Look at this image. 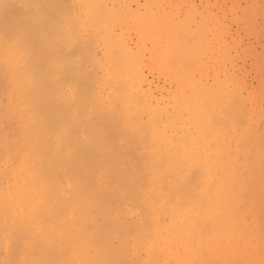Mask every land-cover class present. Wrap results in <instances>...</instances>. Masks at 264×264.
Returning <instances> with one entry per match:
<instances>
[{
	"label": "bare ground",
	"instance_id": "obj_1",
	"mask_svg": "<svg viewBox=\"0 0 264 264\" xmlns=\"http://www.w3.org/2000/svg\"><path fill=\"white\" fill-rule=\"evenodd\" d=\"M3 1H0V17L3 19V21L5 20V22H3L1 18L0 22L4 23L5 25H2L0 23V40L2 39L0 43L7 41L6 38H8V35L6 36L7 33L4 31L8 30L11 25L15 24V27L13 26V31H17L13 32L12 37L18 36V38H20L21 40L19 39L18 42L16 38V44H19L21 42L22 45H24H17L18 47L21 46L20 52L13 51L14 48L12 49V47L15 44V40H13L14 43H12V45L11 40L9 39V42H7L9 43V46H7V43L3 45L0 44L3 48L0 49V51L2 50L4 55H6L5 49L8 48L6 53L10 54V57L12 52H16L13 56L14 59L16 55L18 53L21 54V52L25 53L24 56L22 55L21 57H27L29 56L28 52H30V50L33 48L36 54L38 53L39 55H37L38 57L34 55L33 50L30 55L33 54V56H36L38 60L44 61L43 56H41L43 53L40 50H36L38 45L41 46L40 42H35V38H38V36L35 38L33 36L35 34L37 35L38 32H42V30H39V28L41 27V29H43V32L40 34L39 39L43 44V39L46 40L47 38V36L46 38L44 36L48 35L49 38V35L52 33L53 35L51 34L50 37L53 36V38H49L50 40L47 38V40L50 41L49 43L47 41V46L45 43L43 45H45L46 47L42 45L44 49L48 46L50 48L51 43H53L54 40L57 39V37H54V35L59 36L57 34H62L63 29L64 31H66V25H68L69 23L70 29H73V31H68V34L70 33L69 35L67 34V31L65 32L66 34L63 33L65 37H60L61 35L59 36L60 38H63L62 41L66 39L65 42L63 41L64 44L67 42L65 44L66 46L63 43L62 45L64 47H68V51L74 47L76 51H74V49H71L72 52H70L76 55L77 52L78 55L81 54L79 57L78 55H75L76 58L81 57L82 61L85 59L86 61L84 60V63L89 62L87 61L89 59L90 62L92 61L91 65H93V67H90V62L88 63L89 66L85 63L88 67L93 69L87 68L82 73L81 70L86 65L84 66V63L82 61H79L82 62L81 64L83 66L80 64L79 66L82 67V69L78 67L80 70H77L79 72L81 71V73L83 74L81 76L83 77V82H87V86L90 82L89 86L87 87L88 89H85V83L81 85L79 83L82 82L77 81L78 79L76 77L80 76V74L76 76L77 74L74 75L72 73L74 72V67L70 68V66L68 65L69 63L71 66L73 65L71 64V61L68 60L69 63L66 62V64L64 65V67L66 68L63 67V70L67 69V67L69 66V68L65 70V72L68 71V74L71 73V77H73L74 80L76 79L77 82L71 80L72 78L70 77L67 78L69 80L65 79L67 77V74H62L63 70L61 68L65 63V60L63 63H61L63 61L61 57H63V55L65 54V58H67V54L71 53L66 50L67 48L65 49L62 45V47L60 46L61 39L55 40L54 44L56 43L55 45L57 46L59 44V46L62 49L64 48V51L68 53L66 54L62 49L60 50L59 46L57 49V47L52 44V47L54 49L52 48L51 51L50 48L51 55L49 54L48 50H45L46 52H48L46 53L47 55H45V53L43 54L47 62L38 61L37 63L34 61V59L37 60L36 58L31 55V57L33 58L30 59L29 56L28 59H30V61H28L27 59V63L25 64L27 65L28 62L32 61V63H29V65H27L28 68H31L29 70L32 73L29 72V70H26L24 63L19 65L18 61H16L18 63L17 65L14 60V63H16V69L18 70V72L16 73L17 75H13V73L12 75L8 76L9 84L11 89L14 91L18 106L15 107L16 109L14 111L10 109L12 112V117H9L10 120L7 121L14 122V128L12 132L13 143L11 146V149L13 150L12 154L14 160L12 162V166L8 167V170L5 172L7 173V175L3 176L2 173L1 176L3 177H1L2 181L0 182V213H2L0 214V226L1 229L5 230L4 235L3 230L0 232V236L2 237L3 235L2 239L0 238V240L3 241V239H6L4 242L0 241V246L2 245L4 247L3 248L1 246L0 248L4 250V253L2 252V250H0V252H2L3 255L5 254L6 256L7 254L11 253L8 258L9 260L5 258L6 256H2V254L0 253L3 259L5 258L4 262L12 264L13 261V264H15L21 260L20 264H264V189L261 187L262 185H264L261 184V182H264V157H258V159L262 158V163L261 161L258 162L263 166H259V163L255 158H253L254 156H256V152L258 153L259 149L261 150L263 148L262 150L264 151V147L259 148L258 150L256 149L257 147L252 149V146L255 147V142H257V144L259 142L260 145L256 144V146L261 147V142H264V140H260V142L259 139L261 138H259L258 140L254 139V141H251L253 139V136H255L256 138L258 137L257 135L259 134L257 132L259 131H256V129L260 130V128H258L259 125L255 129L256 134L252 135V131L251 135L247 133L250 136L244 135L248 137L246 138V140L242 139V134V136H239V134L237 133L238 131L236 132V124L235 128H233V123H235V121L238 122H236L237 126L241 121V125L244 124L243 121L246 124H249L247 123L249 122L247 121L248 119L246 121L242 120L244 118V116L242 115L246 114V111L244 113V110L242 111L241 109L243 105H238V108H240L242 111V117L239 118V115L238 119L235 118V114L230 115L234 113V111L236 113V110L232 111V109H234L235 103L232 108L230 106L233 100L232 102H230V105L228 104L230 106V109L229 106L227 107L226 105V107H224V105L223 111H225V113L222 111L224 114L222 113L221 115V113H219L218 116V113H213V110L215 111L216 101H214V107L213 103L211 102L213 101V97L216 96L215 94V96L213 95L212 97V95L207 92L208 95L212 97L210 101L212 106H209L208 103H205L207 102V99L205 98V101L201 102L204 105L199 102L201 98H198L199 100L195 102L193 100L194 97L192 98L190 96L196 89V92L199 91V88H194L197 85L196 83L191 84L194 78H196L192 75L194 69L192 68L193 71H187V69L185 68L187 73H191L192 71L190 75H192L191 77L193 78V80H191L190 76L188 78V75H186L185 77L189 82L191 81L190 88L195 84V86H193V89L195 90H192L188 87H185L186 85L189 86V83L186 81V79H184V82H187L188 84L186 83L185 85V83H182L183 81L180 82L177 78L179 73V76L181 77L179 78L181 80H183L182 78L185 76H181L182 69H180L181 65L179 64V61L181 60L177 58L178 62L175 61L177 62V65H180L178 68L179 70H181L180 72H177L176 70V67L178 66L176 65L175 67V65L173 64L174 60H177L175 59L176 56L178 57L177 53L179 52L181 54V51H184L185 47H180L183 48L182 50L178 48L179 51L177 53L175 51L176 49L174 50L175 52L171 49L173 53H176V55H173L175 57L172 58L170 48L168 46H172L171 41L173 40L171 39V37V41H167L168 39L165 40V42L167 41V44L165 42H161L160 40V38L163 39V36L167 34L165 32L167 30L164 26L163 32L160 34L162 35L164 32L166 34L158 37V40L162 44L165 43L168 49L166 46L162 45L161 48H166V50L163 49L160 52V49L158 48L159 45L154 47V44L156 42L153 43L152 49L156 48L157 53L160 52V55L161 53L162 56L165 55L163 57L160 56L156 58L158 59L156 61L161 60V64L160 62H158L159 67L162 66L164 67V69H167L166 64L169 63V58L174 59L171 60V65H174V67L176 68L175 72H177V74L174 75L175 78L172 75L175 74L173 72L174 70H170L172 69V67H169L170 69H167V72L165 71V73H168L169 70L173 72L172 74L171 72L169 73L172 77H170L171 80L174 79L175 81L173 82H176L174 83L175 86H173L172 88L173 90H175L172 91V89L167 88V91L171 90V92H175H170L171 95H176L179 92L181 93V91L183 92L182 94L176 95V97L180 96L179 98L177 97V99L172 95V97L176 100L179 99L178 101H176L172 98L177 102V104L175 102V105L173 106L174 102L170 97L171 95H168V92L164 91L166 92V98L165 96L164 98L167 99L169 97L167 99L168 103L170 99L171 103L173 102L172 106H170L171 104L168 105L166 102L167 106H170L171 108H167V106H164L166 104H164L163 106L160 105L159 102H161L162 104L164 102H158V100L156 101L157 98L152 94V90H149L150 87H146L149 92L144 90L145 87L143 88L142 84L143 81H146V75L144 74L145 77H142L139 72L136 71V69L138 70V68H136L137 66L139 68H141V66L144 68L143 62V64L139 66L141 64V58H143L144 56L139 55V53L141 52H138L140 47L138 46V48L137 45L134 44V48H138L136 49L137 52L134 48L132 50V52L135 50V53H138L135 54V57H137L138 59L136 58L134 60L138 61L139 57L142 56L140 57V64H138L136 61L135 62L137 64H135V62L132 60L134 58V55L132 57L133 53H131V50H129V48H131L130 45L128 44V46L127 44H122L126 43L125 40L123 42L121 39L120 41H118V44H120L122 41L121 45L116 46V38L119 35L120 31L119 33L117 32L118 35H116L117 33H115L116 38H113V35H109L112 38H107L109 36H106L105 33H108L107 31L111 30L109 26L111 28L115 27H112V25L108 23V21H110L108 19L110 18L112 20L113 16L108 17L105 15V12L101 13L102 10H109V7L106 8L107 6H105V1H103L105 4V9L100 4L102 0L101 2H99L100 0H93V2L92 0L90 2L89 0H82V3L80 0L81 5L77 2L74 3L75 7H77L79 4V7L75 8L76 10H80V8H83L82 11L77 10V12L79 11L81 12V14L82 12H84V14H86L87 9L89 12L90 8H87L86 6H88V4L90 6V3L92 2L91 4H93L95 1L97 4L95 5L94 3L93 5H91L92 8L90 11L94 9L93 6L95 8L100 6L101 9L97 8V11L101 10V15L103 17L105 15L106 19L101 18V15L100 17H97V14H100L97 11V14L95 12V14L92 12L98 18V22L96 23L97 20L95 19L94 15L90 16L89 19L91 20V17H94L93 19L95 20H92L95 22H91L88 19L90 12H87V20L83 18L85 17V15L82 17L80 16V14H78L79 18L81 17L86 21L85 22L80 18L83 21L81 32L82 30L85 31L88 28V31L90 32V29L93 28L92 30H94V32L91 31L92 33H89L92 34L91 36L89 34L87 36L86 32H83V34H81V32L75 29V26L77 29H79L78 27L81 25L80 23L75 24L77 21L80 22L81 20L79 21L78 17L75 16L77 15V13L74 14V10H71V6L74 5L72 3L76 0H73L72 2H69V0H64V2L68 1V4L63 3L64 5L60 4V1L62 2L63 0H53V2L52 0H50L51 2L49 0H46L42 1V3L46 2L45 4L40 3V5H38L39 3H37L36 1L40 2L41 0H33V2H31L32 0H29V2H31V5L30 3L28 4L25 1L19 0L21 2L18 3H22L20 4L21 7L23 6L24 10L26 8H28L29 10V12L25 14H27L28 16L30 15V19L36 21V26H40L39 28L35 27V29H33L35 24L33 23V21H31L30 23L29 18H25L27 20L23 19L25 20L23 22L22 16L27 17V15L25 16L23 14L22 8L19 7L20 5L16 4L18 0H7L8 4L5 3L6 1ZM47 1L50 2V6H48ZM34 2L37 4H35ZM86 2L88 4L85 6V8L87 9L84 10L82 4H85ZM23 4L27 6H24ZM46 4L49 8H46V6H42ZM28 5H30V7H28ZM59 5L62 6L64 10ZM111 5H113V3ZM8 6L12 9H8ZM15 6L16 8L18 7L15 10L17 12L19 11V13L15 12ZM31 6L33 8L34 6H36V9L34 8L35 10H32ZM41 6L42 8H44L41 9ZM66 7H69V9L71 8V13L69 10H67ZM2 8L7 11L9 10L8 12L10 13V15L9 13L7 14V11L3 12L4 10ZM54 8H59L57 9L59 13H57L58 15L55 13L57 11ZM48 9H54L55 12L53 10L52 13L50 12L51 10L49 11ZM13 10L14 13L12 12ZM113 10L111 8L112 12ZM33 11L34 14L36 12L37 13L35 15L33 13L30 14V12ZM59 11H62L63 14ZM25 12H27V10H25ZM13 14H15L16 17L13 16ZM52 14L56 16V18ZM68 14L70 15V19ZM13 17L15 20L13 19ZM35 17L38 19L42 18V20H36ZM49 17L51 20L48 19ZM63 17L64 19H66V21L64 22L63 20L64 23H62L65 24L67 22L65 26L61 23V19H59ZM10 18L12 19V21L10 20ZM43 18H47L48 20H44ZM74 18H76L77 21L76 19L74 20ZM99 18H101V20ZM58 19L59 22L56 21ZM13 20L15 23H12ZM99 20L100 22L105 21L103 24L107 22L109 24V29L104 25H102L104 27L100 26L101 23L99 22ZM144 21L146 22V20ZM149 21L151 20L149 19L148 22ZM89 22L92 23V25ZM110 22L112 23L113 21ZM145 22L141 23L148 26V22ZM19 23L21 25H16ZM58 23L63 26H60ZM86 23L87 26H89V23L92 28H90V26L86 27V25L83 27V24ZM94 23L98 24L96 27H98L99 29L103 28L100 30H104L105 27L106 29H108L107 31H102V33L106 31L102 37L100 35L101 31H98V28H96L95 26L93 27V25H96ZM172 23L174 26V21ZM181 24L185 25V23L182 22L178 25ZM6 25L10 27L8 28V26ZM26 25L27 28L25 29L24 27H26ZM48 25H51L52 27H49ZM58 25L60 27H58ZM145 25L141 26V30L143 32H139L148 35L150 34V31H148V29L150 30L153 27L149 25L150 28H146ZM178 25L176 26L178 27ZM182 25L180 26L181 29L184 26ZM1 26H6L7 29L3 28V31ZM47 26L49 27V30L51 29V31L50 33L45 34L44 31L49 32V30H46ZM117 26L118 25L116 24V27ZM173 26L171 27L172 34L174 32H178L176 30H179L180 32L178 33L181 34V30L176 29L174 31L175 26ZM188 26L190 25L186 24L185 28L187 27L189 32V30L192 29L190 27L188 28ZM198 26H196L198 28L196 29V31H199L200 27ZM61 27L65 28L62 29ZM119 28L120 27L118 26V29ZM145 28L147 29V31H144ZM95 29L97 30L95 31ZM1 30L4 33H2ZM18 30L20 34L17 33ZM23 30L25 33L26 31H29V33L31 34L32 31L34 32L36 30V32L33 33L34 35H31L29 33H27V35L23 32ZM54 30L58 32L55 33ZM75 30L78 31L75 32L77 35H71ZM97 31L98 33H100L97 35L98 37L95 35ZM192 31H190L189 33H192ZM201 31L203 32V29L200 30L199 33ZM110 33L111 32H109L108 34ZM184 33L185 35L188 34L189 37V33L185 31ZM3 35L4 37H2ZM25 35L26 37H23V39L22 36ZM70 35V38L73 39L69 38ZM82 35L83 38L88 37L87 39H85L86 42L84 43L88 45L89 49H87L88 47H86V44L81 42L83 40L81 38ZM84 35H86V37H84ZM121 35L123 36L122 31ZM175 35L176 34H174L173 36ZM99 36L101 37V39H103V37L105 36L102 41L103 43L100 44L105 45H99L102 48V52L100 51V53H103L101 54V57L103 58L101 60H103L104 62L100 60V56H98V59L101 62L99 60L95 61V59H97V57L94 58L96 56L95 53L94 56H91L93 55L91 53L92 51L100 49V47L97 48L98 46L95 44L97 41L96 39L99 38ZM12 37L9 35V38L12 39ZM66 37L70 39H68L69 42L67 41ZM190 37L188 39H190ZM32 38L34 39V41ZM30 39L33 41L31 45ZM90 39L92 41H89ZM111 39H115L116 42L114 41L113 43ZM140 39L142 38L140 37ZM185 39L186 38L181 39L180 37V41L183 40L182 42H184ZM192 39H194V37H192ZM205 39L207 43L204 46L207 47L203 48H207L208 50L210 47L209 44L212 42L208 43L211 40H208L207 36ZM52 40L53 42H51ZM58 40L60 42H57ZM71 40H73V42ZM106 40H109V43ZM155 40H157V38ZM195 40H197L195 43L194 40L192 41L194 45L188 41L190 44H192V46H194V48L198 46L196 45V43H199V40L201 41V38L199 39L196 36ZM70 41L72 42V44H70ZM129 41L131 42V39ZM159 41L158 43H160ZM26 42H28V44ZM97 42H99V40ZM215 42L217 43L218 41L216 40ZM215 42L213 41V43ZM68 43L72 46H68ZM73 43H75L74 46ZM168 43H170V45ZM189 43L188 45L190 46ZM178 44L179 43H176L177 46H181V44ZM4 45L6 46L4 47ZM75 45L79 48V51L78 48L75 47ZM81 45L83 47L85 46L86 49H84ZM176 45L174 46L175 48H177ZM199 45L203 46L201 45V43ZM217 45L215 48L220 49L219 46H221V44H219V46ZM28 46L29 51L26 49L28 48ZM94 46H97L96 49L94 48ZM113 47L118 49L116 50ZM10 48L12 51H8ZM39 48L43 49L41 47H38V49ZM55 48L57 49L58 53H56V55H60V58H58V56L54 54L56 52L54 51L56 50ZM186 48L188 49V51H186L187 53H193L188 57L191 58V56H193V59L195 58L198 61V64L197 62H195L196 65H202L203 63L199 64L200 60L202 59L201 57H204V52L207 50L205 49L204 51V49L202 50L201 48H199L201 50V53H199L200 50L196 48L195 53L197 51L200 55L197 53V56L195 57L194 50L192 52L189 50L188 46H186ZM112 49L114 51L116 50V54ZM25 50L26 52H24ZM85 50H89L86 51L88 53H86ZM59 51L64 54L61 55ZM111 51L113 54L111 53ZM164 51L167 52L163 54ZM184 52H182L181 55H183ZM3 53H1L0 56H3ZM26 53L28 54L27 56ZM117 53H121L122 56L121 54L118 55ZM142 53L144 52H141V54ZM167 53L170 54V56H168ZM187 53L183 56H186ZM52 54H54L55 56L49 58V56H53ZM114 54L116 56H114ZM117 55L121 56V59L118 58ZM181 55L179 56V58H182ZM165 57L168 58L167 60L164 59L165 61L163 60V62L167 63L163 64V66L162 59ZM21 59L22 58H20L19 60ZM51 59H57L56 65L53 64L54 61L49 62V60ZM58 59H61L60 63L62 66L58 65L60 64L58 62ZM74 59L73 61H75ZM187 59L188 58H186V60ZM16 60H18V58ZM153 60L154 59H151V62H153ZM186 60H182L185 61L184 65H187ZM189 61H191V59H189ZM33 62H35L34 65ZM0 63V65L6 70L11 68L14 64L7 59L2 60V62ZM101 64L104 66L102 71L103 73L98 74L97 69L98 72H100V68L103 67ZM57 65L61 68L57 67ZM76 66L77 65H75V67ZM192 66H188V70L191 69L190 67ZM22 67L23 69H21L20 71V68ZM198 67L200 69V72L197 69ZM198 67L196 68L194 66V68H196L195 71L198 70V73L201 74V71L205 69L204 68L201 70L204 65ZM218 67L216 66L217 69ZM52 68L55 70L59 69L58 71L56 70L57 74H52V72L55 71ZM217 69L215 72L217 74L222 73L217 72L219 69L221 71H224L223 67L219 68L218 70ZM17 70H15L14 68L13 71L16 72ZM93 70L95 72H93ZM10 71L12 72V70ZM91 71L93 72L94 76ZM155 71L157 72V70ZM161 72V76H165V73H163L162 70ZM224 72L220 77L223 78L222 82L226 81V83H228L229 81L227 82V80H225L227 78L224 79V77H222L225 75ZM88 73H91V75H89ZM202 73L205 72L203 71ZM96 74L98 75L96 76ZM200 74H197L198 76L194 82H196L197 79H200L199 81H201L202 77H206V79L204 78L205 80L203 82L207 84L206 82L208 75L205 73L206 76H203L204 74L200 76ZM86 76L89 77H87L88 81H86L85 79ZM217 76L219 77V75ZM217 76L215 75V77L209 78L215 79ZM170 78L168 77V80H170ZM213 79H210L208 83H214ZM176 80H178L179 82H177ZM217 80L215 83L221 84L220 78L218 82ZM70 82L72 84H70ZM232 82L237 83L236 80ZM180 83L183 84L182 87L188 89L191 94H189L190 92L187 90L189 92V95H184L186 91L185 89H181L182 87L180 86ZM145 84L147 83L145 82ZM199 84L201 85V83ZM202 84L203 86L205 85L204 83ZM216 84L214 85L217 86ZM214 85L212 86L214 87ZM224 85L226 84L222 83L219 87L220 89H222V86L226 88L223 89V91L219 89L221 92H223V95L225 93L224 90H227L228 92L232 87L233 89H237V86L234 87V85H230V88H227ZM178 86L181 87L180 90L178 89ZM210 86L211 84L208 88H210ZM238 87L239 93L241 91V88L239 85ZM176 88L179 90L178 92ZM233 89L231 90V92L233 91ZM221 92L218 94L222 96ZM234 92L235 90L233 91V95ZM203 93L204 92H202L201 88L200 95ZM207 93H205L206 96H208ZM238 93L235 94L237 95ZM228 94L225 93V95H227L226 98H228ZM239 94L240 96H242L241 92ZM200 95H196V93L194 94V96L197 97ZM225 95L222 97L225 98ZM230 96H232V94ZM153 97H155V100H153ZM161 97L159 96V98L162 100L163 97ZM186 98L187 100L188 98L189 100L190 98H192L194 104H190V101L188 100V103L191 105L188 106L185 102L187 101ZM234 98L235 97H233L232 99ZM225 99H223V101ZM239 100L241 99H238V102ZM223 101L221 100V102ZM6 102L8 103V101ZM221 102H219L218 104L222 108L223 103ZM240 103L243 104L242 101ZM211 107L214 108H212V111H210ZM212 113L217 117L213 118L214 115H212ZM250 113L253 112L250 111L248 114ZM253 115L255 116V114ZM223 116L224 120L227 118L225 121H229L228 119H230V121H233L225 122L224 120H222ZM230 117H232L233 119ZM255 117H253V120H255ZM234 118L236 119L235 121ZM219 120L221 122H219ZM256 121L258 122L257 118ZM261 122L262 121H260L259 123ZM245 127L243 128L245 129ZM250 127L255 128L253 125ZM243 128L242 130H244ZM237 129L240 130L239 127H237ZM251 129L252 128H250V131ZM250 131L248 129L247 132ZM262 131L264 132L263 129ZM242 133H245V130ZM259 133L261 135V132ZM248 139L250 142H252L251 146L250 144H248ZM240 140H243L244 142ZM3 141L5 140L3 139ZM239 142H242L243 146L245 145V142L248 145H245V148H243L242 146V150H240ZM262 146H264V144H262ZM246 148L257 151H255V155L253 156L252 150L250 153V151L247 149L250 153L248 155ZM243 149H245L246 151ZM262 150L259 152L260 155H264V152ZM242 153L245 156H242ZM246 154L248 156H246ZM237 155L238 159L240 158L241 160H237ZM244 157H246L245 160ZM5 158L6 159H3L5 160V165L9 164L10 166V160L6 156ZM249 160L253 161L249 163ZM237 161H240L241 164L237 163ZM252 163L253 166L258 164V167L254 166L257 168L256 170L252 166ZM249 166L250 168L248 169ZM13 239H15L16 241ZM14 243L16 245L19 244V247H16ZM13 247L17 249L19 248L18 251ZM13 254L15 256L18 255L19 257L17 256L18 258H16ZM19 254L21 255V259L18 261L16 260L17 262H15V258H20ZM11 257L14 259L12 260ZM4 262H2V264Z\"/></svg>",
	"mask_w": 264,
	"mask_h": 264
},
{
	"label": "rangeland",
	"instance_id": "obj_2",
	"mask_svg": "<svg viewBox=\"0 0 264 264\" xmlns=\"http://www.w3.org/2000/svg\"><path fill=\"white\" fill-rule=\"evenodd\" d=\"M0 1H3V0H0ZM6 1V2H5ZM11 1V0H10ZM14 1H17V0H14ZM21 1H25L26 3H30V5H31V2H33V0L31 1V2H29V0H21ZM21 1H17L16 2V4H19L18 2H21ZM34 1H36V0H34ZM42 1H46V0H41L40 2L39 1H36L37 3H39L38 5H40V3L41 4H43L42 3ZM50 1V0H49ZM54 1H59V0H54ZM73 0H69V2H72ZM85 1V0H84ZM91 0H89V2H90ZM96 1V0H95ZM94 1V3H95V5L97 4L96 2ZM97 1H99V0H97ZM103 1H105V4H104V2ZM107 1V2H106ZM3 2H5V3H7L8 1L7 0H4ZM24 2V3H25ZM48 2V1H47ZM51 2V1H50ZM50 2H48L47 4H48V6H50L49 5V3ZM52 2H53V0H52ZM75 2H77V3H79L80 4V0H76V1H74L72 4H74ZM83 1L81 0V3H82ZM92 2H93V0H92ZM91 2V3H92ZM99 2H101V0L99 1ZM98 2V3H99ZM4 3V4H5ZM9 3H11V2H9ZM14 3V2H13ZM25 3V4H26ZM35 3V2H34ZM37 3H35V4H37ZM46 3V2H45ZM44 3V4H45ZM55 3V2H54ZM63 3H67L68 4V1H66V2H64V0L61 2L60 1V4L61 5H64ZM77 3H76V6H77ZM90 3V6H89V4L86 2L85 4H82V7H84V10H86L88 7H90L89 8V12H88V9H87V11H86V14H84V12H82V14H81V12H79L80 10L82 11V9L80 8V10L79 9H77V10H79L78 12H77V10L75 9V8H78L79 7V4H78V6L77 7H75V4L74 5H72L71 6V10H74V14H76L77 13V15H75L76 17H78V19H79V21L81 20V19H86L87 20V17H86V15H88V13H89V16H88V19H89V17L90 16H93L95 13L97 14V12L98 13H100V11H97V8H100V6L99 7H97V8H95L94 6H93V8L94 9H92V11H90L91 10V8H92V6L91 5H93V4H91ZM113 3V5H111ZM8 4V3H7ZM16 4H14V5H16ZM20 4H22V3H20ZM19 4V5H20ZM25 4H23L24 6H27V5H25ZM35 4H32V5H35ZM47 4L46 5H42V6H46V8H49V7H47ZM70 4V3H69ZM88 4V6H86ZM103 7H104V5L105 6H107L106 8H108L109 7V10L108 9H106L107 11H104V10H102V12L101 13H106L105 15L106 16H113L112 17V20L109 18L108 20H110V21H113L112 23L110 22V21H108V23L110 24V25H112V27H115V28H111L110 26H109V24L107 23H105V24H103L104 22H100V20H101V18H105V15H104V17L101 15V13L98 15L97 14V17H100V15H101V18H99L100 20H99V22L101 23L100 24V26H102V25H104V26H106L107 28H108V26H109V28L111 29V30H113V31H107L108 29H106V27L104 28V30H106L108 33L109 32H111L110 34H108V33H105L106 34V36H109V35H113L114 37L113 38H116V35H118V33H119V31H120V33H119V35L117 36V38H116V40H117V45L116 46H119V45H121V43H122V41L124 42V40L126 41V43H122V44H129L130 45V47L132 48H129V50H131V53H133L132 54V57H133V55H134V58L132 59L134 62L136 61L138 64H140V62H141V64L139 65V66H141L143 63V66H144V68L141 66V68H139L138 66L136 67V68H138V70L136 69V71H138L139 72V74L142 76V77H145V75H146V77H145V79H146V81H143V88H144V90H146V91H148L147 90V88H149V90H152L151 92H152V94L153 95H155V97L157 98L156 99V101L158 100V102L159 101H163L164 103L162 104L161 102H159V104L160 105H164V104H166V102H167V104L169 105V104H171L170 106H172V103H173V106L175 105V102L176 101H178V100H176L177 99V97H176V95H179V94H182V92L183 91H181V93L179 92V93H177L176 95L175 94H172L173 95V97H175V98H173L172 97V95H171V93H175V92H171V90H169V91H167L168 89H172L173 88V86H175V84L174 83H176V82H173V81H175L174 79L173 80H171V75H170V73L169 72H171L172 70H174L173 72L175 73V74H172L173 72H171V74L173 75V77H174V75H176L177 74V72H180L181 70H179L178 68H179V66L181 65V67H180V69H182V74H181V76H184L182 79L183 80H181L180 78V76H179V74H178V80L181 82V81H183L182 83H185L184 81V79H186L185 77H186V75H188V78H189V76H190V78H191V80H193V78L191 77L192 75H193V77H196L197 78V74H200V73H198V70H199V72H200V69H199V67L198 66H203L204 65V67H202L201 68V70L202 69H204L203 71L208 75V78H207V84H205V82H203L205 79H206V77H202L201 78V81H199L198 79L196 80V82H194L195 81V79L196 78H194V80L192 81V83H191V81L189 82L188 81V79H186V81L189 83H187L189 86H187L186 85V83H185V87H188L189 89H192V90H195V89H193V86H195V84L190 88V83L191 84H193V83H196L197 85L199 84V83H201V85L203 86V84L202 83H204L205 85L202 87L200 84L197 86H195L194 88H199V93L198 92H196L197 91V89L195 90V91H193L192 92V94L194 93H196V95L197 94H199L200 95V92H201V88H202V92H204L203 94H201V95H203V96H194V94H193V96H192V94H191V92L188 90V89H185V87H182V85L183 84H181L180 86L182 87H179L178 86V89L180 90V88L183 90V89H185V91H186V93L184 94V95H187L189 92V94H191L190 96L193 98V100L195 101V102H197V100H199L200 98V100H199V102L201 103V102H204L205 101V99H207L206 101L207 102H205V103H208V105L209 106H212V104H211V102L213 103V107L215 106L214 105V101H216V107H215V111L213 110V113L214 112H216V113H214V114H217V116L219 115V113H221V115H222V113L224 112L225 113V111H223V106L224 107H226V105H227V107L231 104L230 102H232V100H233V102H232V104L230 105L231 106V108H232V106L234 105V103H235V105H234V109H232V111L233 110H236V113H235V111H234V113H232V114H230V115H233V114H235L234 116H236L235 118H238V116H239V118H241L242 116H244V118L242 119V120H247V121H249V122H247V123H249V124H246L244 121H243V123L244 124H242L243 125V127H247V129H246V127H245V129L242 127V125L240 124L242 121L241 120H239V121H241V122H239V124H238V126H237V121H235L236 119L234 118V121H235V123H233V128H235V124H236V132L239 134V136L242 134L243 136L244 135H246V136H248L249 134L251 135L252 133V131H253V134L252 135H254V134H256V132H255V129L258 127V125H259V127L258 128H260V130H258V129H256V131H259V132H261V135H260V133L259 132H257L259 135H257L258 137L256 138L255 136H253V139L251 140V141H254V139H259V138H261V139H259V141L260 140H264V132L262 131V129L264 130V127H261V126H264V0H102V2L100 3ZM99 4V5H100ZM9 5H11V4H9ZM30 5H28V7H30ZM52 5V4H51ZM57 5V4H56ZM81 5V4H80ZM1 6V5H0ZM6 6V5H5ZM12 6V5H11ZM42 6H41V9H43L42 8ZM60 6V5H59ZM59 6H57V7H59ZM65 6H66V4H65ZM85 6L87 7V8H85ZM98 6V5H97ZM4 7V6H3ZM12 7H14V6H12ZM19 7H21V5L19 6ZM36 6H34V8H35ZM38 7V6H37ZM54 7V6H53ZM61 8H62V6H60ZM64 7V6H63ZM70 7V6H69ZM69 7H66L67 8V10H69L70 11V13H71V10L69 9ZM18 8V7H17ZM16 8V6H15V8H14V10L15 9H17ZM22 8V10H23V14L26 16L27 14H25V13H28L29 12V10H28V8H26L25 10H27V12H25V10H24V7L22 6L21 7ZM31 8H32V10H35L32 6H31ZM111 8H112V10H113V8H114V10H113V12L111 11ZM3 9V8H2ZM8 9H12V8H9V6H8ZM20 9V8H19ZM51 9H52V7H51ZM51 9H48L49 11L51 10ZM54 9H56V11L57 12H55V10ZM53 10H54V12L57 14L58 13V10L57 9H59V8H54ZM63 9V8H62ZM101 9V8H100ZM104 9H105V7H104ZM4 11L3 12H5V11H7V10H5V9H3ZM14 10L12 11L13 13H14ZM38 10H40V9H38ZM47 10V11H48ZM53 10H51L50 12H52ZM61 10V9H60ZM64 10V9H63ZM62 10V11H63ZM66 10V9H65ZM66 10V11H67ZM83 10V11H84ZM95 10V11H94ZM99 10V9H98ZM9 11V10H8ZM7 11V14L9 13ZM48 11V12H49ZM62 11L60 12V13H62ZM97 11V12H96ZM110 11V12H109ZM1 12H2V10H1ZM15 12H17L16 10H15ZM39 12V11H38ZM41 12V11H40ZM43 12V11H42ZM45 12V11H44ZM64 12V11H63ZM88 12V13H87ZM94 14H93V13ZM17 13H19V11L17 12ZM22 13V12H21ZM31 13H33L34 14V11L33 12H30V14ZM37 13V12H36ZM35 13V14H36ZM53 13V12H52ZM92 13V14H91ZM110 13H111V15H110ZM1 14V13H0ZM2 14H4V13H2ZM32 14V15H33ZM34 14V15H35ZM40 14V13H39ZM39 14H37V15H39ZM44 14V13H43ZM55 14V15H56ZM59 14V13H58ZM57 14V15H58ZM63 14V13H62ZM78 14H80V16H84L85 15V17H83V18H79V16H78ZM91 14V15H90ZM9 15H10V13H9ZM18 15H20V14H18ZM51 15V14H50ZM53 15V14H52ZM69 15V14H68ZM4 16V15H3ZM7 16V15H6ZM5 16V17H6ZM13 16H15V14H13ZM30 16V15H29ZM28 15H27V17H23L22 16V20L23 19H25V18H29L30 19V17H29ZM45 16V15H44ZM46 16H47V14H46ZM49 16V15H48ZM54 16V15H53ZM10 17V16H9ZM16 17V16H15ZM32 17V16H31ZM37 17V16H36ZM35 17V19L37 20L38 18H36ZM51 17V16H50ZM50 17L48 18V19H50ZM55 18H56V16H54ZM72 17V16H71ZM74 17V16H73ZM94 17H95V19L97 20L96 21V23L98 22V18L96 17V15H94ZM94 17H91L92 19L94 18ZM1 18V17H0ZM21 18V17H20ZM34 18V17H33ZM32 18V19H33ZM57 18H58V16H57ZM5 19V18H4ZM13 19H14V17H13ZM44 20H46L47 18H43ZM47 19V20H48ZM53 19V18H52ZM59 19H61V23L63 22V20H64V22L66 21V19H64V17L63 18H59ZM59 19L58 20H56V21H58L59 22ZM69 19H70V15H69ZM72 19V18H71ZM76 18H74V20H75ZM83 19V20H84ZM90 20L91 22L93 21V20H95V19H93V20ZM106 19V18H105ZM143 19V20H142ZM151 20V21H149V22H151V23H149L148 22V20ZM1 20L3 21V19L1 18ZM10 20L12 21V19L10 18ZM15 20V19H14ZM14 20H13V22L12 23H15L14 22ZM25 20H27V19H25ZM25 20H23V22L25 21ZM38 20H42V18L41 19H38ZM51 20V19H50ZM73 20V21H74ZM144 20H146V22H148V24L149 25H151V27H153V28H151L150 30L148 29V31H150V34H145V33H140V32H143L142 30H141V26L142 25H145V24H142L141 22H145ZM17 21H18V18H17ZM17 21H16V23H17ZM31 21H33V23L35 24L36 23V21L35 20H31L30 19V23H31ZM55 21V20H54ZM55 21V22H56ZM69 21V20H68ZM76 21H77V19H76ZM85 21V20H84ZM174 21V26H173V22ZM3 22H5V20L3 21ZM20 22H21V20H20ZM27 22H29V21H27ZM38 22V21H37ZM45 22V21H44ZM50 22V21H49ZM63 22V23H64ZM86 22V21H85ZM84 22V23H85ZM93 22H95V21H93ZM145 22V23H146ZM185 23V25L183 26L182 24V29L180 28V26L181 25H178V24H176V23ZM1 23V22H0ZM9 23V22H8ZM11 23V24H12ZM29 23V24H30ZM32 23V24H33ZM62 23V24H63ZM77 23H80V24H78V25H80L78 28L79 29H77L76 28V26H75V29L76 30H78L79 32H81V27H82V23H83V21L81 20L80 22H76L75 24H77ZM90 23V22H89ZM88 23V25L90 26V24L92 25V23H90L89 24ZM96 23H94V24H96ZM114 23V24H113ZM120 27L119 29H118V26L116 27V24ZM2 25H5L4 23H1ZM10 24V25H11ZM28 24V25H29ZM40 24V23H39ZM46 24V23H45ZM47 24H48V22H47ZM60 26H65V24H67V22L65 23V24H63V25H61L60 23H58ZM171 24H172V26L175 28H173L174 29V31L176 30V29H180L181 30V34H179L178 32H180L179 30H176V31H178V32H174L173 34H172V26H171ZM186 24H189L190 26H188V28L190 27L192 30H189V32L190 31H192V33H193V36H192V33H189L188 32V29H187V27L185 28V26H186ZM200 24V25H199ZM15 25V24H14ZM14 25H11V27L10 26H8V25H6V26H8V30H10V31H8V30H6V31H4V29L3 28H5V29H7L6 28V26H1L2 27V30L4 31V32H6L5 34H6V36L8 35V38H6L7 39V41H5V42H3V43H0V44H5V43H7V42H9V39L11 40V44L12 43H14V41L13 40H15V44L17 43L16 42V38H17V40H18V42H19V39L20 38H18V36L17 37H15V36H13L12 37V35H13V32H15V31H17V30H15V31H13L14 30ZM16 25H21L20 23L19 24H16ZM53 25V24H52ZM58 25V27H60ZM70 24L68 23V25H66L68 28H69V30H68V28L66 27V31H67V34H68V31L69 32H71V31H73V29L71 30L70 29V26H69ZM72 25V24H71ZM86 25V27H89V26H87V23L86 24H83V27ZM98 24H96V25H93V27L95 26H97ZM149 25L147 26V25H145V27L147 28V27H149ZM176 25H178V27L176 26ZM199 25V26H198ZM202 25V26H201ZM14 26V27H13ZM32 26V25H31ZM30 26V27H31ZM34 26V25H33ZM49 26V25H48ZM47 26V28H46V30H49L48 28L51 26H49L48 27ZM104 26H102V27H104ZM140 26V27H139ZM166 28V30L167 31H165L163 34H166L165 36H163V39H161L160 38V40H161V42H165V40H167V41H171V39L173 40V41H171V45L173 46H168L169 48H170V53H171V57L173 58V57H175V56H173L174 54L176 55V53L179 51V49L180 50H182L184 47V51L182 50L181 51V54H182V52H184V54H186L187 52L186 51H188V49L186 48V46H188L189 47V50L190 51H192L193 52V50H194V56L196 57L197 56V51H196V53H195V49L196 48H201L202 50L204 49V51H205V49L207 50V48H203V47H207V46H204L206 43H207V41H206V36H207V39L208 40H211V41H209L208 43H210V42H212L213 43V41L215 42L216 40L218 41L217 43L215 42V43H213V46H212V43H210L209 45H210V47H209V49L207 50V51H205L204 52V57H201L202 59V62H201V60H200V63L199 64H201V63H203L202 65H196V63L195 62H197V64H198V61L194 58L193 59V56H191V58L190 57H188V56H190V55H192L193 53H191L190 54V52H188L187 53V55L186 56H183V55H181L179 52L177 53V55H178V57L176 56L175 57V59H179V60H186V58H188L187 60H186V62H187V65L188 66H192V67H190L191 69H189L188 70V66L187 65H184V62L185 61H179V64L180 65H177V62H178V59L177 60H174V59H171V58H169L170 59V61H169V63H167V62H163V60L164 59H166L167 60V58L168 57H165V58H163L162 59V65L163 64H165V63H167L166 65H167V69H170L171 67H172V69H170L169 70V75H168V73H165V71L167 70V69H164V67H162L161 65V67H159V63L158 62H160L161 60H159V61H156V60H158V59H156V58H158V57H160V56H162V53H161V55L159 54L163 49H165L166 50V48H161L162 47V45H164V46H166L167 47V45H165V43L167 42H165V43H161L159 40H158V37H160V36H162L160 33H162L163 32V28L164 27ZM196 26H198V27H200L199 28V31L200 30H202L203 29V32L201 31L200 33H199V31H196V29H198ZM20 27V26H19ZM35 27H40L39 25L38 26H36V24H35V26L33 27V29H35ZM52 27V26H51ZM71 27H74V26H71ZM86 27H85V29H86ZM144 27V26H143ZM23 28V27H22ZM25 29L27 28V25H26V27H24ZM23 28V29H24ZM45 28V27H44ZM62 29L63 28H65V27H61ZM61 28H60V30H61ZM90 28H92L91 26H90ZM96 28H98V27H96ZM145 28V30L144 31H147V29ZM150 28V27H149ZM185 28V29H184ZM17 29V28H16ZM53 29H56V28H53ZM84 29V28H83ZM93 29V28H92ZM92 29H90L92 32H94V30H92ZM100 29H103V28H100ZM99 28H98V31L100 30ZM115 29V30H114ZM123 29V30H122ZM2 30H1V32H2ZM21 30V29H20ZM39 30H42V32H43V29H41V27L39 28ZM71 30V31H70ZM74 31V33L73 34H71V35H74V34H76L75 32H78V31ZM89 30V28L88 29H86L85 31H83L82 30V32H81V34H83V32H86L85 34L88 36V34L89 33H92L91 31L89 32L88 31ZM97 29H95V31H96ZM104 30H100L101 32V34L100 33H98V31H97V33L95 34L96 36L98 35V34H100L101 35V37L104 35V33H102V31H104ZM165 30V29H164ZM185 32H187V33H189L190 35H189V37H190V39H188L189 37H188V34H186L187 35V37H186V35H185V33H184V31ZM8 31V32H7ZM22 31V30H21ZM32 31V30H31ZM50 31H51V29L49 30V32H46V31H44V33L46 34V33H50ZM55 31V30H54ZM66 31H64V29H63V33H65ZM88 31V32H87ZM121 31H122V34H123V36L121 35ZM140 31V32H139ZM196 31V32H195ZM4 32H2V33H4ZM23 32H24V30H23ZM22 32V33H23ZM34 32H36V30L34 31ZM33 31H32V34L31 33H29V31L27 32L26 31V33L25 34H27V33H29V34H31V35H34L33 33H34ZM42 32H38V34L35 36H33L34 38L35 37H37L38 36V38H35V42L36 41H38V42H40V44H41V46L40 45H38V47H41V48H43L44 49V47H42V45L45 43L46 44V46H47V44L50 42L49 40V38H53V36H51L50 37V35L52 34H50L49 35V38H48V35H45V34H43V35H45L44 37L46 38V36H47V38L49 39V40H47V38H46V40L45 39H43L44 41H43V44L41 43V41H40V39H39V37H40V34L42 33ZM58 31H55V33H57ZM118 32V33H117ZM9 33V34H8ZM18 34H20L19 33V30H18V32H17ZM60 33H62V32H60ZM57 34V35H61L60 37H62V36H64V34ZM112 33H114V34H112ZM115 33H117L116 35H115ZM1 34V33H0ZM17 34V35H18ZM66 34V33H65ZM70 34V33H69ZM68 34V35H69ZM79 34V33H78ZM108 34V35H107ZM174 34H176L175 36H173ZM178 34V35H177ZM195 34V35H194ZM198 34H200V35H198ZM203 34V35H202ZM206 34V35H205ZM9 35L12 37V39L11 38H9ZM15 35H16V33H15ZM28 35V34H27ZM53 35V34H52ZM68 35H66V36H68ZM71 35L69 36V38L71 37ZM77 35V34H76ZM80 35V34H79ZM86 35H84V37H86ZM90 36L92 35V34H89ZM94 35V36H95ZM126 35V36H125ZM172 35V36H171ZM20 36V35H19ZM30 36V35H29ZM59 36H55L54 35V37H57V39H61V44H60V46L62 45V43H63V41L65 42V40H63L62 41V39L63 38H60ZM75 36V35H74ZM73 36V37H74ZM94 36H92V37H94ZM178 36H179V38H178ZM196 36H197V38H201V41L199 40V43H196V45H198L197 47H195L194 48V46H192V44L194 45V43L197 41V40H195L196 39ZM2 37H4V35L2 36ZM25 38L26 37V35L25 36H22V38ZM41 37H43V36H41ZM65 37V36H64ZM78 37V36H77ZM98 37V36H97ZM96 37V38H97ZM101 37L99 36V38H97L96 40L98 41L99 40V42H97L96 41V45L98 46H94V48L96 49V47L97 48H99L100 46H102V45H105V44H102V45H100L101 43H103L102 41H103V39H104V37H103V39H101ZM119 37V38H118ZM122 37V38H121ZM124 37V38H123ZM128 37V38H127ZM131 37V38H130ZM140 37L142 38V39H140ZM170 37H171V39H170ZM180 37H181V39H184V38H186L185 40H184V42H182L183 40H181L180 41ZM192 37H194V39H192ZM0 38H1V35H0ZM4 38V39H5ZM13 38H15V39H13ZM23 38V39H24ZM51 38V39H52ZM67 38V41L69 42V40L70 39H73V38H68V37H66ZM81 38L83 39L81 42H86L85 41V39H87L88 37H86V38H83V35L81 36ZM108 39H110V38H112L111 36H109V37H107ZM106 38V39H107ZM131 39V42L129 41L130 39ZM157 38V40H155ZM176 38V39H175ZM5 39V40H6ZM33 39V38H32ZM41 39V40H42ZM57 39H55V40H57ZM69 39V40H68ZM78 39V38H77ZM79 39H80V37H79ZM122 39V41H121V43L120 44H118V41H120ZM129 39V40H128ZM188 39V40H187ZM204 41H203V40ZM2 40V39H1ZM0 40V41H1ZM21 40V39H20ZM28 40V39H27ZM27 40H24V41H27ZM54 40V39H53ZM53 40L51 41V42H53ZM55 40H54V42H55ZM57 41V42H60V41ZM74 40H75V38H74ZM95 40V39H94ZM93 40V41H94ZM101 40V41H100ZM175 40V41H174ZM177 40H178V42H177ZM194 40V43L192 42ZM23 41V40H22ZM33 41H34V39H33ZM33 41L30 39V45L33 43ZM46 41V42H45ZM47 41H48V43H47ZM72 42H73V40H71ZM70 41V42H71ZM89 41H92L91 39L89 40ZM106 41H108V43H109V40H106ZM111 41L114 43V41H115V39H111ZM128 41V42H127ZM158 41L161 43H158ZM191 42L192 44H190L189 42ZM38 42H36V43H38ZM54 42L53 43H51V51H52V44L53 45H55L54 44ZM72 42L70 43V44H72ZM74 42H76V41H74ZM77 42H79V41H77ZM105 42V41H104ZM116 42V41H115ZM130 42V43H129ZM156 42V43H155ZM175 44H174V43ZM181 42V43H180ZM186 42V43H185ZM205 42V43H204ZM21 43V42H20ZM16 44V47H15V44H14V46L12 47V49H13V51H18V52H20L21 51V49H20V47L21 46H17V45H22V43L21 44ZM27 44H28V42H26ZM67 43V42H66ZM65 43V44H66ZM90 43V42H89ZM88 43V44H89ZM97 43H99V44H97ZM153 43H155L154 44V47L155 46H158V48L160 49V52L159 53H157L156 52V48H153L152 49V46H153ZM158 43V44H157ZM176 43H179V44H181V46H177L176 45ZM188 43L190 44V46H192V47H190L189 45H188ZM201 43V45H203V46H200L199 44ZM221 44V46H219V44ZM9 43H7V46H9L8 45ZM23 44H24V42H23ZM58 44V43H57ZM64 44V43H63ZM64 44V45H65ZM74 44L75 43H73V46H74ZM82 44V43H81ZM84 44H86V43H84ZM83 44V45H84ZM93 44V43H92ZM92 44H91V46H92ZM134 44H136L137 45V47L139 48V50H138V52L139 51H141V52H144V53H142L141 54V52L139 53V55H144L145 56V58H144V56H143V58H141L142 60L140 61V57H142V56H138L139 57V60L137 61V60H134V59H136L137 57H135L136 55L135 54H138V53H135V50L136 49H138L137 47L136 48H134L135 47V45ZM167 44V43H166ZM169 45H170V43H168ZM178 44V45H179ZM187 44V45H186ZM218 44V45H217ZM2 45H0V49H3L2 48ZM13 45V44H12ZM11 45V46H12ZM26 45V44H25ZM34 45H35V43H34ZM37 45H36V47H37ZM68 46H72V45H69V43L67 44ZM87 45V44H86ZM90 45V44H89ZM100 45V46H99ZM113 45V44H112ZM128 45V46H129ZM177 46V48H175L174 46ZM216 45L217 46H219V48L220 49H216L215 47H216ZM6 45H4V47H5ZM22 46H24V45H22ZM43 46H45V45H43ZM45 46V47H46ZM56 47H57V49H58V46H59V44H58V46L57 45H55ZM59 46V49L61 50L62 48V46L60 47ZM66 46V45H65ZM78 46V45H77ZM82 46V45H81ZM81 46H79V47H81ZM184 46V47H183ZM32 47V46H31ZM30 47V48H31ZM35 47V46H34ZM38 47H37V49L36 50H40L43 54L45 53V55H47L46 53H48L49 52V54H50V48H49V46L47 47V48H45L44 50L43 49H38ZM64 47V46H63ZM75 47H76V45H75ZM83 47V46H82ZM86 47H88V45L86 46ZM86 47L84 46L83 48L84 49H86ZM115 47V46H114ZM113 47V48H114ZM168 47H167V49H168ZM180 47H183V48H180ZM222 47V48H221ZM23 48V47H22ZM67 51H68V47H64ZM62 49L63 50V52H65L66 54L68 53V52H72V50L71 49H74V47L73 48H71L68 52H66V51H64L65 49ZM76 48H78V47H76ZM133 48L135 49L133 52H132V50H133ZM174 48V49H173ZM179 48V49H178ZM192 48V49H191ZM211 48V49H210ZM7 49L8 48H6L5 49V54L6 55H4V53H3V51L1 52V53H3V56H0V62H2V60H4V59H7V60H9L10 62H13L14 63V60H15V62L16 61H18V63H19V65L20 64H23L24 63V65H25V67H26V70H29V69H31L30 67L28 68V66L27 65H29V63H32V61L31 62H28V64L26 65L25 63H27V59L29 58V56H30V59L31 58H33L34 56H33V54L34 55H39L38 53L36 54V52L33 50V48L30 50V52H28L29 50V46H28V48H26L28 51V53H29V56H27L28 54L26 53V56L27 57H21L22 55L24 56V54L25 53H22L21 52V54L20 53H18L17 55H16V57L18 58V60H16L17 58L15 57V59H14V53H16V52H12L11 53V57H10V54H8V53H6V51H7ZM54 49V48H53ZM56 49V48H55ZM57 49L56 50H54V51H56L54 54L56 55V53H57ZM87 49H89V47L87 48ZM114 49H118V48H114ZM171 49L174 51L175 49V51H176V53H173L172 51H171ZM11 50V48L8 50V51H10ZM32 50L35 52H33V54H31L33 57H31V55H30V53H32ZM43 50V51H42ZM48 50V52H46V51ZM82 50V49H81ZM94 50V49H93ZM113 50V49H112ZM116 50L114 51V53L116 52ZM158 50V49H157ZM200 50V49H199ZM211 50V51H210ZM12 51V50H11ZM23 51V50H22ZM74 51H76L75 49H74ZM78 51H79V48H78ZM86 51H89V50H85V52ZM100 51L102 52V48L100 47V49H96V50H94V51H90L93 55H91V56H94V53H95V57L94 58H96L97 57V59H95V61L96 60H99L98 59V56H100L101 57V54H103V53H100ZM174 51V52H175ZM209 51H210V53H209ZM24 52H26V50L24 51ZM37 52H39V51H37ZM60 52V51H59ZM70 52V53H71ZM83 52H84V50H83ZM119 52V51H118ZM136 52H137V50H136ZM167 51H164V53L163 54H165ZM169 52V51H168ZM203 52V51H202ZM0 53V54H1ZM80 53H82V52H80ZM86 53H88V52H86ZM97 53H98V55H97ZM111 53H112V51H111ZM173 53V54H172ZM199 53H201V50H200V52ZM198 53V54H199ZM206 53H207V55H206ZM41 55V53H40V55L41 56H43V59H44V61L43 60H38L37 59V57L35 56L34 58H36L37 60H35L34 59V61L35 62H37L38 63V61L39 62H47V60H45V58H44V55ZM54 54H52L53 56H49V58H51V57H54L55 55ZM58 54V53H57ZM60 54L61 55H63L62 54V52H60ZM100 54V55H99ZM113 54V53H112ZM116 54V53H115ZM114 54V56H116ZM118 54V53H117ZM119 54H121V53H119ZM118 54V55H119ZM181 55V57L182 58H179V56ZM203 54V53H202ZM51 55V54H50ZM74 55V56H73ZM76 54H74V53H71V54H67V58H65L66 57V55L64 54L63 55V57H61V59L63 60L61 63H63L64 62V60H65V63L63 64V66L61 65V63H60V60L61 59H58L59 61V63L60 64H58L59 66L61 65L62 66V68L61 67H59L58 65H57V67H59V68H61L62 70H63V67H64V65L66 64V62L67 63H69V61H71L72 63L71 64H73L72 66L70 65V63L68 64L69 66H70V68H73V69H71V70H73L74 72H72L71 70V72L74 74V75H76V76H78L79 74H80V76H78V77H76L78 80L77 81H80V82H82V83H79V84H81V85H83L85 82H83L84 80H83V77H81L83 74V71L85 70V69H89L91 66L93 67V65H91L92 63V61L90 62V60L88 59V56H87V61H89L90 62V67H88L89 66V62H83L85 59H84V53H83V61L81 60L82 58L80 57V58H76V56L78 55V52H77V55L75 56ZM81 55V54H80ZM80 55H78V57L80 56ZM86 55V54H85ZM117 55V56H118ZM167 55L168 56H170V54H168L167 53ZM200 55V54H199ZM56 56H58V58H60V55H56ZM89 56H90V54H89ZM113 56V55H112ZM121 56H122V54H121ZM121 56H118V58H120L121 59ZM163 56H165V55H163ZM162 56V57H163ZM202 56V55H201ZM47 57V56H46ZM86 57V56H85ZM99 57V58H100ZM104 57V56H103ZM149 57V58H148ZM161 57V58H162ZM200 57V56H199ZM20 58H22L21 60H19ZM25 58H26V60H25ZM39 58H40V56H39ZM75 58V59H74ZM93 58V59H94ZM160 58V59H161ZM23 59H24V61H23ZM30 59H28V61H30ZM73 59L75 60V61H73ZM79 59V60H78ZM101 59H103L102 57L100 58V60ZM138 59V58H137ZM146 59V60H145ZM151 59H154L153 60V62H155V63H153V62H151ZM189 59H191V61H189ZM194 61H193V60ZM197 59H198V57H197ZM200 59V58H199ZM13 60V61H12ZM33 60V59H32ZM67 60V61H66ZM69 60V61H68ZM92 60V59H91ZM99 60V61H100ZM171 60H174V62H173V64L175 65V67H176V65L178 66V67H174V65H171V63H172V61ZM21 61V62H20ZM26 61V62H25ZM54 61V63L53 64H55L56 65V62H57V59L55 60H49V62H53ZM79 61H82L83 63H84V66L85 67H83V69H82V67H80L79 65L82 63V62H79ZM86 61V60H85ZM101 61H103V60H101ZM100 61V62H101ZM140 61V62H139ZM147 61V62H146ZM165 61V60H164ZM175 61H177V62H175ZM193 61V62H192ZM35 62H33V65H34V63ZM104 62V61H103ZM102 62V63H103ZM135 62V64H137ZM143 62V63H142ZM182 64H181V63ZM13 63H11V64H13ZM17 63V62H16ZM16 63H14L13 65H14V67H13V65H12V67L11 68H9L8 70H6V69H4L1 65H0V125H1V127H0V182L2 181V178L1 177H3L4 175H7V173H5L7 170H8V167H11L12 166V162H13V160H14V158H13V154H12V152H13V150L11 149V146H12V143H13V141H12V132H13V123L14 122H7V121H9L10 119H9V117H12V112H11V110L10 109H12V111H14L16 108V106H18L17 105V99H16V97H15V95H14V91L11 89V87H10V84H9V76L8 75H12L13 73V75H15L17 72H18V70L16 69ZM18 63H17V65H18ZM95 63V62H94ZM97 63V62H96ZM99 63V62H98ZM147 63H149V64H147ZM176 63V64H175ZM189 63H190V65H189ZM193 63V64H192ZM1 64V63H0ZM77 65L76 67H75V65ZM160 64H161V62H160ZM37 65V64H36ZM82 65V64H81ZM97 65H99V64H97ZM102 65V64H101ZM147 65H150V66H147ZM169 65H171V66H169ZM218 65H219V67H218ZM222 65V66H221ZM30 66H31V64H30ZM69 66L67 67V69L69 68ZM83 66V65H82ZM103 66V65H102ZM136 66V65H135ZM154 66V67H153ZM164 66V65H163ZM187 66V67H186ZM194 66L198 69L197 71H195L196 70V68H194ZM216 66L218 67V69L219 68H222L223 67V69H224V71H221L220 69L218 70L217 68H216ZM56 67V66H55ZM80 69H82L81 71H82V73H81V71L79 72L78 70H80ZM99 67V66H98ZM149 67V68H148ZM153 67V68H152ZM170 67V68H169ZM174 67V68H173ZM14 68H15V70H17L16 72H14L13 70H14ZM18 68V67H17ZM28 68V69H27ZM54 68V67H53ZM52 68V69H53ZM64 68H66V67H64ZM103 68H104V66L103 67H101L100 68V72H98V69H97V73L99 74H101V73H103L102 71H103ZM152 68V69H151ZM156 68V69H155ZM165 68H166V66H165ZM185 68L187 69V71H190V70H192L193 71V69H194V71H195V73H194V71H193V73H192V71H191V73H192V75H190L191 73L190 72H188L187 73V71L185 70ZM193 68V69H192ZM218 70L217 72H222V73H215L216 72V69ZM21 69H23V67L22 68H20V71H21ZM25 69V68H24ZM67 69H64L63 71H62V74H67V77L65 78V79H67V78H72L71 80H73V81H76V79L74 80L73 79V77H71V73H67V72H65V70H67ZM78 69V70H77ZM90 69H93V68H90ZM142 70V72H141V70ZM175 69L177 70V72H175ZM10 70H12V72L10 71ZM53 70H55V69H53ZM57 71L59 70V69H56ZM53 71L52 72V70H51V72H52V74H57L56 72L57 71ZM150 70V71H149ZM154 70V71H153ZM155 70H157V72L155 71ZM161 70L163 71V73H165V76H168L169 78H170V80L172 81H170V80H168V77H165V76H161L162 75V72H161ZM185 70V71H184ZM77 71V72H76ZM88 71V70H87ZM90 71V70H89ZM152 71V72H151ZM160 71V72H159ZM185 73H184V72ZM203 71H201V74H200V76L201 75H203V76H206L205 75V73H202ZM28 72V71H27ZM29 72H31L30 70H29ZM76 72V73H75ZM92 72V71H91ZM93 72H95L94 70H93ZM93 72H92V74H93ZM167 72V71H166ZM223 72H224V76H222V77H224V79L225 78H227V79H225V80H227V82L229 83H226V81H223L222 82V80H223V78H221L220 76L221 75H223ZM32 73V72H31ZM159 73V74H158ZM161 73V74H160ZM187 73V74H186ZM215 73V74H214ZM1 74H3V75H1ZM29 74V73H28ZM84 74H85V72H84ZM89 74V73H88ZM98 74H96V76L98 75ZM145 74V75H144ZM213 74H214V76H213ZM17 75V74H16ZM20 75V74H19ZM69 75V76H68ZM89 75H91V73L89 74ZM164 75V74H163ZM215 75L217 76V75H219V77L217 76L215 79L217 80V78H218V80H219V78H220V81H221V84L222 83H224V84H226V85H224L225 87H227V88H230L232 85H234V87H236L237 89H233V87L232 88H230L231 90L233 89V91L235 90V92H234V95H233V91L231 92V90H229L228 92H229V94L231 95L232 94V96H230L229 94H228V92H227V90H224V92L226 93V94H228V98H226V96L227 95H225V93H224V95H225V98H223L222 96H224L222 93L223 92H221L220 90H222L223 91V89H226V88H224L223 86H222V89H220L219 87L221 86V84L219 85V84H216L215 82H216V80L215 79H213V78H209V77H215ZM64 76V75H63ZM93 76H94V74H93ZM230 78H229V77ZM81 77V78H80ZM85 77V76H84ZM87 77L88 76H86V81H88V79H87ZM180 77V78H179ZM75 78V77H74ZM89 78V77H88ZM98 78V77H97ZM175 78V77H174ZM198 78H200V77H198ZM93 79H95V78H93ZM165 79V80H164ZM210 79H213L214 81V83H208V81H210ZM67 80H69V79H67ZM70 80V81H71ZM143 80H144V78H143ZM148 80V81H147ZM167 80V81H166ZM178 80H176L177 82H179ZM190 80V79H189ZM218 80H217V82H218ZM237 81V83L235 84L234 82H232V81ZM73 81H72V83H73ZM76 81V82H77ZM212 81V80H211ZM219 81V82H220ZM91 82H92V80H91ZM145 82L147 83V84H145ZM198 82V83H197ZM71 82H70V84H72ZM75 83V82H74ZM234 83V84H233ZM86 84V85H85ZM84 84V88L85 89H88L87 87L89 86V84H90V82L88 83V86H87V82ZM149 84V85H148ZM174 84V85H173ZM178 84V83H177ZM211 84V86H210V88H208L209 87V85ZM214 84H216L217 86H215ZM146 85H148V86H146ZM179 85V84H178ZM212 85H214V87L212 86ZM228 85V86H227ZM231 85V86H230ZM238 85L240 86V88H241V94H242V96H240V92L238 93V91H239V87H238ZM86 86V87H85ZM230 86V87H229ZM147 87V88H146ZM177 87V86H176ZM205 87V88H204ZM215 87H218V88H215ZM82 88H83V86H82ZM168 88V89H167ZM175 88V87H174ZM208 88V89H207ZM213 88V89H212ZM215 88V89H214ZM177 89V88H176ZM177 89V92L179 91ZM205 89H207V90H205ZM211 89V90H210ZM217 89V90H216ZM220 89V90H219ZM175 90V89H174ZM173 89H172V91H174ZM189 92H188V91ZM191 90V91H192ZM204 90V91H203ZM210 90V91H209ZM216 90V91H215ZM237 90V91H236ZM164 91H167L168 93V95L170 94L171 96V99L173 98L174 100H176V101H174L173 99V102L171 103V99L169 100V103H168V101H167V99L169 98H167V99H165L166 98V92H164ZM149 92V91H148ZM171 92V93H170ZM207 92H209V94H211L212 95V97H213V95L215 96V97H213V101H211V99H212V97L210 96V95H208V93ZM215 92V93H214ZM221 92V94H222V96L221 95H219L218 93H220ZM205 93H207V95L208 96H206V94ZM235 93H238L237 95L235 94ZM8 94V95H7ZM165 94V95H164ZM188 94V95H189ZM167 95V96H168ZM175 95V96H174ZM183 95V96H184ZM206 97H205V96ZM219 97H218V96ZM152 96V95H151ZM159 96L162 98V100L159 98ZM164 96H165V98H164ZM190 96H187V97H190ZM229 96H230V99H229ZM237 96H240V97H237ZM155 97H153L154 99L153 100H155ZM180 97V96H179ZM178 97V98H179ZM197 97V98H196ZM209 97V98H208ZM233 97H235L234 99H232ZM192 98H190V100H189V98H188V100L190 101V104H194V101H192ZM196 98V99H195ZM199 98V99H198ZM205 98V99H204ZM241 99V100H239V102H238V99ZM3 99H5V100H3ZM160 99V100H159ZM165 99V100H164ZM204 99V100H203ZM216 99V100H215ZM219 101H218V100ZM223 99H225V100H228V101H223ZM12 100V101H11ZM186 100H187V98H186ZM185 101L186 103H187V105L188 106H191L188 102L189 101ZM203 100V101H202ZM208 100H209V102H208ZM221 100L223 101V102H221ZM230 100V101H229ZM236 100V101H235ZM246 100V101H245ZM6 101H8V103L6 102ZM211 101V102H210ZM218 101V102H217ZM242 101V103L243 104H241L240 102ZM244 101V102H243ZM191 102H193V103H191ZM219 102H221V103H223L222 104V108L219 106ZM237 102V103H236ZM246 102V103H245ZM2 103V104H1ZM220 103V104H221ZM240 103V104H239ZM167 104L166 105H164V106H167ZM176 104H177V102H176ZM201 104H203V103H201ZM229 104V105H228ZM6 105V106H5ZM10 105V106H9ZM204 105V104H203ZM238 105L239 106H242V111L244 110V113H245V111H246V114H243L242 116H241V114H242V111H241V109L240 108H238ZM170 106H167V108L168 107H170ZM205 106H206V104H205ZM230 106H229V109H230ZM245 106H246V110H245ZM10 107V108H9ZM213 107H211L210 108V111H212V108ZM237 107V108H236ZM171 108V107H170ZM236 108V109H235ZM244 108V109H243ZM214 109V108H213ZM226 109V108H225ZM224 109V110H225ZM240 109V110H239ZM248 109V110H247ZM227 110V109H226ZM218 111V112H217ZM223 111V112H222ZM231 111V110H230ZM231 111V112H232ZM253 112V113H250V114H248L249 112ZM228 112V111H227ZM257 112H258V114H257ZM211 113V112H210ZM212 113V115H214ZM223 113V114H224ZM229 113V112H228ZM227 113V114H228ZM253 114H255V116L253 115ZM247 115V116H246ZM250 115V116H249ZM252 115V116H251ZM216 115H214L213 116V118H215V117H217ZM233 116V117H234ZM14 117H16V116H14ZM245 117H246V119H245ZM253 117H255V120H253L254 118ZM221 118V117H220ZM223 119L222 120H224V116L222 117ZM226 118V117H225ZM230 118H232V117H230ZM238 118V119H239ZM256 118H257V120H258V122L256 121ZM227 119V118H226ZM225 119V120H226ZM233 119V118H232ZM237 119V120H238ZM250 119V120H249ZM224 120V121H225ZM229 121H225V122H232V121H230V119H228ZM224 121H222V122H224ZM252 121V122H251ZM260 121H262L261 123H259ZM219 122H221L220 120H219ZM237 122V123H236ZM254 122V123H253ZM256 122H257V124H256ZM250 123H253V124H250ZM256 124V125H255ZM248 125V126H247ZM254 126L255 128H253V127H250V126ZM261 125V126H260ZM237 127H239L240 128V130L239 129H237ZM242 128L245 130V133H242L244 130H242ZM250 128H252L251 129V131H250ZM248 129H249V131L250 132H247L248 131ZM247 130V131H246ZM255 132V133H254ZM231 133H232V131H231ZM247 133H249V134H247ZM241 135V136H242ZM249 135V136H250ZM263 135V136H262ZM243 136H242V139H245L246 140V138H248V137H246V136H244V138H243ZM3 137H5V138H3ZM5 140V141H3V139ZM249 138V139H250ZM249 139L247 140L248 141V144H250V146H251V144H252V142H250L249 141ZM256 140V141H257ZM3 141V142H2ZM240 141H243V140H240ZM246 141V142H247ZM244 142V141H243ZM245 142V145H248L247 143ZM261 142V141H260ZM240 143V142H239ZM238 143V144H239ZM254 143V142H253ZM256 144H257V142H255ZM262 144H264V142L262 141L261 142ZM256 144L254 145L255 147H253L252 146V149L253 148H256L257 150L259 149V148H262V147H264V146H262V144H261V147H259V146H256ZM241 145V146H240ZM244 145V146H245ZM257 145H260V143L258 142V144ZM242 146H243V144H242V142L239 144V147H240V150H242L241 148H242ZM243 146V148H245ZM249 146V147H250ZM251 148V147H250ZM249 150L250 151V153H251V150L252 149H249V148H246V150ZM263 149V148H262ZM261 149V150H262ZM243 150H245V149H243ZM245 150V151H246ZM247 150V154L249 155L250 153H249V151ZM257 150H255V151H257ZM260 149L258 150V153L256 152V156H254L255 155V151H253L252 150V153H253V158H255L256 159V161L258 162V161H261L262 160V158H259L258 159V157H264V155L263 154H261V155H263V156H261L260 155V151H261ZM244 151V152H245ZM263 151V150H262ZM241 152V151H240ZM239 152V153H240ZM264 152V151H263ZM262 152V153H263ZM246 154V156H248ZM242 156L244 155L243 153L241 154ZM240 155V156H241ZM5 156L10 160V166H9V164L8 165H5V160H3V159H6L5 158ZM239 156V157H240ZM245 156V155H244ZM4 157V158H3ZM3 158V159H2ZM242 158V157H241ZM245 158L246 157H244V160H245ZM251 158V157H250ZM237 160H241L240 158L238 159V155H237ZM247 160V159H246ZM254 160V159H253ZM253 160H249V163H251ZM243 161V160H242ZM255 161V162H256ZM4 163V164H2V163ZM245 162V161H244ZM254 162V163H255ZM256 162V163H257ZM237 163H240L241 164V162L240 161H237ZM259 163V162H258ZM261 163H262V161H261ZM2 164V165H1ZM252 166H253V163H252ZM254 166H256V167H258V164H256V165H254ZM253 166V167H254ZM259 166H263L262 164L260 165V163H259ZM256 167H254V169L256 170L257 168ZM250 168V166L248 167V169ZM252 168V167H251ZM5 169V170H4ZM253 169V168H252ZM2 173H3V176H1L2 175ZM261 184H264V182H261ZM260 186V185H259ZM263 189H264V185H262L261 186ZM0 214H2V213H0ZM1 221V220H0ZM1 225V224H0ZM3 229H1V226H0V232L2 231ZM3 235L5 234V230H3ZM2 235V234H1ZM3 235H2V237H3ZM2 237L0 236V238L2 239ZM5 237V236H4ZM6 238V237H5ZM16 238V237H15ZM18 238V237H17ZM6 239H3V241L2 240H0V241H2V242H4ZM13 240H15V239H13ZM17 240H19V239H17ZM16 241V240H15ZM1 242V243H2ZM17 243V242H16ZM15 244V243H14ZM16 245V244H15ZM2 246V245H1ZM0 246V247H1ZM14 246V245H13ZM19 247V244L18 245H16V247ZM3 247V246H2ZM4 248V247H3ZM14 248V247H13ZM14 249H17V248H14ZM19 249V248H18ZM18 249H17V251H18ZM0 250H2L1 248H0ZM12 250V249H11ZM4 250H2V252H3ZM14 251H16V250H14ZM20 251V250H19ZM2 252H0L1 254H2V256H6L5 254L3 255V253ZM13 252V251H12ZM16 253V252H15ZM18 253V252H17ZM11 254V253H10ZM10 254H7V256L5 257V258H9V255ZM14 255V254H13ZM20 255V254H19ZM1 255H0V262L2 261V262H4V260H5V258L3 259V257H2ZM15 256V255H14ZM18 255H16L15 257L16 258H18L17 257ZM14 259V258H12L11 257V259L13 260H15V262H17L18 260H20L21 259V255H20V258L19 259ZM9 260V259H8ZM7 260V261H8ZM17 260V261H16ZM2 262H1V264H2ZM10 262V261H9ZM19 262V264H20V262H21V260L20 261H18ZM18 262L17 263H15V264H18ZM5 264H8V262H4ZM3 263V264H4ZM11 263V262H10ZM12 264H13V261H12Z\"/></svg>",
	"mask_w": 264,
	"mask_h": 264
}]
</instances>
